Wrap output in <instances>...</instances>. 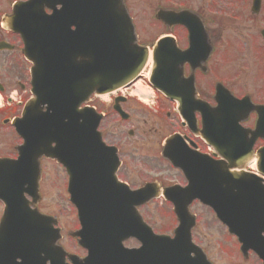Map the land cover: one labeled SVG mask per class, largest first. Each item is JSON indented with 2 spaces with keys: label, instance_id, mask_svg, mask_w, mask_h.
Instances as JSON below:
<instances>
[{
  "label": "water",
  "instance_id": "95a60500",
  "mask_svg": "<svg viewBox=\"0 0 264 264\" xmlns=\"http://www.w3.org/2000/svg\"><path fill=\"white\" fill-rule=\"evenodd\" d=\"M57 4L63 7L57 9ZM46 6L54 9L52 15H46ZM18 8L14 27L25 40L26 57L35 63L33 92L37 98L29 102L24 117L15 123L25 138L19 160H0V198L7 205L5 221H11L15 212H19V220H36L39 264H46L48 259L52 264H67L64 254L55 247L60 237L58 229H53L56 221L37 209H28L25 199V192L35 201L39 199L42 155L56 158L67 168L71 199L81 209L85 232L84 242L80 243L90 254L82 260L72 257L74 264H212L192 241L196 216L191 214L190 205L195 199L213 208L229 232L238 237L246 258L253 249L264 264L261 179L244 172L233 175L228 170L232 164L225 162L221 166L207 155H189L180 163L167 153L186 172L189 185L183 190L172 187L163 191L175 205L179 225L174 238L157 235L137 207L160 196L158 186L147 184L134 191L121 183L115 175L119 166L116 149L107 146L98 131L102 115L93 109L79 110L94 92L104 94L135 81L150 57L149 49L137 42L135 25L123 0H30ZM182 19V14H174L175 22ZM193 53L192 47L177 53L181 65L186 61L193 64ZM152 56L150 81L154 88L165 91L169 86L166 79L176 77L175 65L170 55L161 53L158 47ZM193 83V76L185 83L191 88L186 90L190 98L180 99L182 115L190 121L192 113L200 111L202 133L208 144L222 149L224 158L236 162L235 167L244 166L252 155L254 141L240 140L238 129L241 113L253 108L244 106L249 99H238L226 89L218 94L219 112L230 113V126L237 129L232 136L238 138L232 144H219L214 136V110L208 105L200 106V101L190 112L185 108V103L195 99ZM259 158V169L264 174V149ZM79 234L81 231L74 236ZM132 236L142 242L141 248H124L122 241ZM47 251L56 252L55 258L48 254L44 257ZM23 258L28 264L26 254Z\"/></svg>",
  "mask_w": 264,
  "mask_h": 264
},
{
  "label": "flooded vegetation",
  "instance_id": "af4514ba",
  "mask_svg": "<svg viewBox=\"0 0 264 264\" xmlns=\"http://www.w3.org/2000/svg\"><path fill=\"white\" fill-rule=\"evenodd\" d=\"M17 2H25V0H0V147L5 151H0V158L17 159L18 146L23 142L22 136H19L13 121L22 116L26 103L33 96L32 88V63L26 61L23 55V40L21 35L14 27V5ZM128 3V0H127ZM188 11L187 17L189 24L174 23L172 21H164L158 17L162 11ZM53 10L47 9L46 13L51 14ZM137 25V34L139 42L154 48L155 44L159 45L163 52H176V49L187 50L193 43L194 49L199 52L210 47V54L204 60L200 61L199 68L194 71L195 81L194 86L196 96L205 101L210 107L218 108L217 87L219 84L224 85L228 90L242 98L245 95L250 96L253 103L260 106V115L262 122L257 127L258 113L255 111L246 115L241 122V126L247 129L243 136L245 140H251L252 136L256 138L254 146L255 152L260 148H264V0H214L209 5L206 0H189L182 2L179 5H170L167 1L159 2L152 7V19L147 20L146 12L143 10ZM250 23L249 29L245 28L243 18ZM80 25V22L77 23ZM77 29L76 26H71ZM250 33L248 34L247 32ZM247 41L246 46L243 45ZM220 48H224L226 67L216 66V56ZM241 48L250 49L252 54H243L242 56L229 57V49ZM202 57L199 52L198 57ZM204 63V64H202ZM180 66H175V76L172 78L174 83L172 89H168V93L172 97L180 96L188 88L184 86V79L189 77L192 72L191 65L185 64L183 67V76L179 74ZM227 69H231L228 72ZM146 68L142 77L146 76L149 71ZM148 71V72H147ZM236 73L235 75H230ZM185 77V78H184ZM243 85L245 90L238 93L237 85ZM127 95L117 101L111 95L107 99L98 100L97 97L92 98V102L96 109L104 114L101 121V131L105 142L118 147V154L121 159V166L118 169L117 175L120 179L133 188H139L146 182H158L163 186H171L172 184L185 185L187 183L186 176L179 171L173 164L168 162L163 156L164 142L170 136H175L174 147L172 151L178 153L179 150L187 155H201L208 153L213 161H223L221 154L207 150L205 140L198 134L202 128V118L199 113H196V128L198 131L190 129L188 121L182 119L178 110V104L168 95L157 92L153 89L155 95V104L153 106L145 104L144 99L137 89L133 86L127 88ZM132 90V91H129ZM135 97H134V96ZM192 102L188 103V107ZM90 103L88 104V106ZM118 109L130 113L129 120H140L138 116L141 113L147 116L144 120L145 124L150 128L145 130L143 125L141 129L131 132V137L134 142L150 143L153 146L152 164L154 166L151 171V176L146 177L143 182L138 185H133L127 174V166L124 151V142L119 136L112 137V129L105 123L111 120H120L121 116ZM139 111L140 113H138ZM139 115H135L137 113ZM216 122L219 124L220 117L217 114ZM152 120L153 126L147 121ZM165 127L169 133L165 134ZM117 128V126H116ZM115 128V129H116ZM231 132L225 128H218L217 136L221 140L227 139L228 142H233L230 137ZM151 141V142H150ZM178 159V158H177ZM232 173H235V167L230 168ZM132 173V171H131ZM169 177L171 179H169ZM175 177V178H172ZM4 202L0 200V227L4 215ZM5 239V234L0 238V242ZM14 239H10V244ZM125 246L128 248L139 247L140 243L137 239H128ZM137 242V244L128 245V243ZM14 250L11 245L8 248L5 246L4 255L0 256V264H18L22 261L21 258L12 257L8 262L6 251Z\"/></svg>",
  "mask_w": 264,
  "mask_h": 264
},
{
  "label": "rangeland",
  "instance_id": "374dc122",
  "mask_svg": "<svg viewBox=\"0 0 264 264\" xmlns=\"http://www.w3.org/2000/svg\"><path fill=\"white\" fill-rule=\"evenodd\" d=\"M164 1L175 6L189 0H129L127 6L135 22L138 23L140 16L143 14V10L147 13V20L149 18L150 21L153 15L151 13L152 7ZM206 1L211 5L214 0ZM242 18L244 19L242 24L245 28L249 29V21L244 17ZM247 33L249 34L250 31ZM247 44L248 42L244 41L243 45L246 46ZM229 52L230 60L234 56L252 54L249 48L242 51L241 48H231ZM217 53L215 58L216 66L221 68L223 64V66L226 67L225 63L229 60L225 59L224 48H220ZM227 70L231 72V69ZM235 74L236 73H232L230 75L232 76ZM145 85V82L140 79V81L136 83L135 88L146 89ZM236 87L238 93H242L245 90L244 86L241 84ZM148 101L149 103L152 102V100ZM137 112L140 113L139 111ZM138 113L135 115H139ZM138 118L140 120H131L130 122L111 120L109 123H105V125L108 124L112 129L113 138L119 136L122 138V141H125L124 151L127 174L133 185H138L140 182H143L146 177H150L152 175L151 171L154 168L152 164V155L154 154L153 146L148 142L136 144L134 138L129 134L130 129L138 130L141 129L142 125L145 130L150 128L149 125L144 122L147 118L145 114L141 113ZM147 122L150 123L151 127L153 126V122L150 118ZM163 130H165V134L169 133L167 127ZM0 151L4 152L5 149L0 147ZM42 168L43 179L40 185L42 197L38 206L42 211L54 217H58L59 226L64 232V237L59 242L64 246L66 251L78 256H85L87 251L70 236L71 232H74L80 227V223L77 218V209H75L69 199L67 188L69 177H67L66 170L56 163V161H51L49 159L43 162ZM169 179L171 178L169 177ZM191 211L193 214L198 215L197 224L192 232L193 241L204 249L205 253L214 264H262L259 258L253 253L250 254L248 259L243 257L236 238L227 232V228L220 223L210 209L203 207V205L198 202H194L191 206ZM140 212L143 214L148 224L154 228L156 233L173 235L178 222L173 211V205L164 198L153 199L151 202L141 205ZM132 244H137V242L128 243V245Z\"/></svg>",
  "mask_w": 264,
  "mask_h": 264
},
{
  "label": "bare ground",
  "instance_id": "6f19581e",
  "mask_svg": "<svg viewBox=\"0 0 264 264\" xmlns=\"http://www.w3.org/2000/svg\"><path fill=\"white\" fill-rule=\"evenodd\" d=\"M141 91L143 92L144 90H143V89H141Z\"/></svg>",
  "mask_w": 264,
  "mask_h": 264
}]
</instances>
